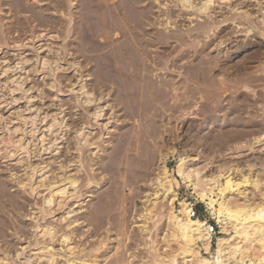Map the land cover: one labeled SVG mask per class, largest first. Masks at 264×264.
Here are the masks:
<instances>
[{
  "label": "rangeland",
  "instance_id": "1",
  "mask_svg": "<svg viewBox=\"0 0 264 264\" xmlns=\"http://www.w3.org/2000/svg\"><path fill=\"white\" fill-rule=\"evenodd\" d=\"M176 2L145 0V5L149 3L148 7L154 11V21L157 17L159 20L154 24L156 27L153 25L150 28L154 33L168 31L167 34L175 35L176 32L185 33L200 25L203 26L202 29L207 30L205 26L209 25L210 31L199 33L197 40L189 37V40L195 39V46L190 44L182 49H199L206 41H211V45H208L205 51L199 52L198 58L191 53L181 61L182 66L188 67L201 59L207 60L208 66L211 65L210 76L207 78H184V68H175V71L159 70L162 75L140 78L141 81L137 78H99L95 72L94 61L90 62L91 57L112 50L116 43L124 41L127 36H124L126 31L123 26L94 33L91 36L93 43L104 45L101 46L102 51L87 52L82 56L75 49L77 45L71 17L64 19L60 5H56L61 3L60 0H0V184L3 189L0 208L3 207L1 209L4 215V219L0 220V257H8L10 264H15L17 252L22 254V260L32 256L31 258H37L36 262L39 263L40 258L45 259L41 251H37L36 255V249H33L38 243L49 242L48 237L38 235L37 226L53 224L58 230L66 229L68 222L75 217L79 223L72 225L77 235L73 237V244L84 246L88 251L92 249L90 253L97 254L101 259L104 257L103 260L107 264H126L128 259L131 261L129 264H139L144 259H150L151 249L142 245L144 240L138 224L145 222L146 213L151 207L150 199L155 197L154 192H161L155 189V182L162 177L163 165L180 180V185L176 188L179 198L190 202L195 215L207 219L214 227L213 232L217 234L219 228L216 219L206 203L193 192L192 186H188V183L178 176V156L182 151H186L191 158L195 157V162L191 161L190 166L199 165L203 168V176H209L223 166L243 167L248 162L260 164V160L264 158V145L256 146L254 151L247 147L235 149L238 148L237 144H234L235 147L223 146L211 137L220 132V126H217L220 122H212V119L210 121L206 117L208 112L201 108L203 106L200 105L201 109L198 111L194 109L198 113L193 110L192 114L190 111L182 114L178 105L181 101H186L181 97V94L186 93L185 96L188 95L189 98L186 97L189 100L195 99L194 101L203 103L212 96V105L216 107V99H221L219 93L222 91L223 79L233 86L231 91L236 93V97L232 92L229 93L238 104H244L242 92L260 100L255 103V116L264 123V52L262 56H258L259 60H256L254 65L252 62L250 66L251 63L246 64L243 56L245 48L237 49L252 38L261 42L258 48L263 46L264 50V0H213L208 11L199 8L200 0H192L191 6L186 9L176 6ZM73 7L70 8L73 10ZM169 10L172 11L173 18L167 21L169 23L171 19L172 23L165 29L164 23ZM40 12H43L46 18L39 16ZM220 19L224 21H219ZM248 20H252L253 24ZM247 26H253L248 35L244 31ZM189 40L188 42H192ZM220 40L225 42L220 44ZM173 41L174 39H171V42ZM196 42L200 44L197 47ZM168 44L165 46L170 45ZM235 49L238 51L230 55ZM179 52L174 53V56L182 53ZM44 60L49 63L43 64ZM161 65L158 67H162ZM183 80L192 87L188 85L185 88ZM124 82L126 85L122 84ZM148 84L153 85L148 87ZM84 86L86 93L82 89ZM158 88L161 91H158ZM116 89L124 91L118 93ZM165 90L168 94L166 92L163 95ZM87 91L93 93L90 95L93 101L86 100ZM140 92L143 96H139ZM155 92L160 93L157 95ZM146 95L147 97H144ZM222 102L227 103L226 106L229 107V101ZM172 106H175L174 109ZM99 107L102 110L101 116L95 118L94 113ZM216 110L218 111V108ZM217 114L223 117L222 113ZM208 122L212 123L209 125ZM82 129L86 131L88 141L82 140L83 150L79 152L76 142L78 137L82 138ZM208 133H211L210 136ZM115 146H119V153L116 150L118 147ZM112 149L115 153L106 156ZM79 156L83 161L77 163ZM72 159L75 161L70 162ZM107 160H110L114 167L112 173L103 171L105 164H109ZM81 163L85 164V173L83 170L78 173L76 171L77 168L80 169L78 164ZM43 166L45 168L36 171L33 177V188H37V191L33 192L31 183L29 184L30 174L33 169L38 170ZM75 173L80 176L76 184V190L79 191L74 193L73 186H68L70 196L62 207L55 206L53 215H48L45 210L41 213V208H48L45 201L51 192L48 184ZM94 173H97L96 179L103 178L107 181L90 185L91 181L87 178ZM110 182L115 185L112 187L114 196L109 198L114 204V217L111 216L114 222L107 221L110 219L108 217H101L91 224L87 220L89 211L92 212L93 209L89 203L93 202L92 199L101 190L110 189ZM161 201L157 204L158 215L154 216L157 221L156 228L159 229L156 233H162L166 223V218L159 212L160 206H166L168 203ZM174 205L177 210L181 208L179 200L175 201ZM71 208L74 211L66 213ZM61 247H64V243L59 242L57 238L52 249L57 261L59 258L64 260V257L61 258L63 254L58 256ZM130 251L133 254H130Z\"/></svg>",
  "mask_w": 264,
  "mask_h": 264
},
{
  "label": "bare ground",
  "instance_id": "2",
  "mask_svg": "<svg viewBox=\"0 0 264 264\" xmlns=\"http://www.w3.org/2000/svg\"><path fill=\"white\" fill-rule=\"evenodd\" d=\"M58 1L59 0H56V2ZM144 1L145 0H116V2L111 3L108 0H68L67 3V0H60L61 3L59 4L56 3V5L57 6L60 5L59 6L60 11L64 15V16L62 15V17H65L64 19H68V17H71L72 19L71 23L73 22L72 24L73 34H75L74 40L77 45L75 49L82 56L83 55L85 56L87 52H94V51L97 52L103 49L101 48V46H104L102 44H100L99 46L94 45L95 43H93L91 37L94 33L98 31H107L109 29L111 30L118 27L119 25H121V27L123 26V29L127 32V33L124 32L125 33L124 36H127V38L124 41L116 43L112 50H109L105 53L102 52L96 57L94 56L91 57L90 62L94 61L93 65L96 69L95 72H97L99 78H106V79L111 78L112 80H114L115 78H122V79L129 78V80H131V78L134 79L155 78V76L161 73L159 72V70L175 71V68L185 69L184 78L209 77L210 76L209 74L211 72L210 69L211 65L208 66L207 60L201 59L199 62L190 65L188 67L182 66L181 63V61H183V59L189 56L191 53L193 54V56H196L198 58L200 56V54L198 53L205 51L206 48H208V45H211L209 44L211 41L210 42L206 41L199 47V49L198 48H196L195 50H190L186 48L182 49L190 44L191 45L194 44L195 46V39L198 36H200L199 33H203L202 31L206 33L210 31L208 30L209 25L208 27H206L207 25L205 26V28H208L207 29L208 31L202 29L203 26L201 27L200 25V27L197 28L195 27V29L194 28L189 29L185 33H183L184 31L179 33L176 32L177 34L175 35H173V33L172 35L167 34L168 31L166 32L158 31L157 33H154L153 29L150 28V26L152 27L156 23L158 17L156 18V21H154L155 16L154 17L152 16L154 11H152L151 7H148V5L150 6V4L148 3V5H145L146 2L144 3ZM176 1H177L176 2L177 5L176 4L175 5L176 6L179 5L182 9H186L190 7L192 3V0H176ZM69 2H72V4L70 5ZM212 3L213 0H200L199 8L203 9V11H208ZM71 6L72 7L74 6L73 10L72 8H70ZM40 13L39 16L40 15L44 16L42 14L43 12L41 14ZM167 13L168 16L167 18L165 17L166 20L164 23L165 29H168V24L172 23L171 19L169 23L167 20L173 16L172 11H170L171 14L169 12ZM246 13L248 14V12ZM219 21H224V20L220 19ZM250 22H252V20ZM211 28L212 26L210 27V29ZM252 30H253V26L251 27L247 26V28L244 31L248 35ZM254 36L256 37L255 33ZM189 37L190 38L194 37L195 39L189 40ZM171 39H174V41L171 42ZM188 40L192 42H188ZM223 42H225V40H220L219 43L222 44ZM167 43H169L170 45L168 44L169 46H165L167 45ZM260 43L261 42H257L252 38H250L244 45H241L237 48L238 50L245 48L244 50L246 52L243 56L245 57L246 64L251 63L249 64L251 66L253 62L254 65V62L256 60L258 61L260 58V57L258 58V56L260 54H261L260 56H262L264 50H262L263 46L260 49L258 48L260 47L259 46ZM197 45L199 46L200 44L196 42V47ZM179 50L182 53L179 52ZM238 50L236 49L233 50L230 55L235 54L236 51ZM260 50H262V52ZM177 52L181 54L174 56V53ZM171 56L173 58H171ZM46 63H49V61L44 60L43 64ZM159 65H161L162 67H158ZM166 73L167 75H169L168 72ZM118 80L119 79H117V81ZM222 81H223V83H221L222 91L221 93H219V97H221L222 100L216 99L218 101V105L216 103V107L215 105H212L213 103L211 98L212 96L208 97L207 101L203 103V101H199L197 99H196L197 101H194L195 100L194 97H193L194 100L191 99L189 100L188 95H186L188 97L187 98L185 96L186 93H184V95L181 94V97L184 98V100L186 101L184 102L181 101L182 103L179 101L180 105H178V109L182 111V114H186L188 113V111H190L192 114L195 112V110L198 111L201 108L205 109L206 113L208 112L206 117H208L210 121L212 119V122H220L217 125L220 126L221 128L220 132L216 136H211L214 137L212 138L214 141L215 140L218 141L223 146L233 145L232 147H235L234 144H237L238 148L235 147V149H242V148L244 149L245 147H247L250 151H254L256 146L264 145V123H262L260 120L257 119L254 110L257 108V105L255 103L260 100L254 99V97L250 96V94L247 92L245 93L242 92L241 94L244 95V97L242 98V102H244V104L240 105L237 103V101L233 100L234 99L233 95H235L236 97V93L234 94L233 93L234 91L233 92L231 91V88L233 86L228 85L226 80L222 79ZM169 83L170 82L168 81V85ZM122 84L126 85L125 82ZM184 84H185L184 85L185 88L188 87L189 85L187 81H184ZM142 85L143 84H141V86ZM152 85H149L148 87ZM84 88L85 86L82 87V89L85 91L84 93H86V90ZM131 89H129V91ZM119 90L116 89V91ZM157 90L159 91L160 89L158 88ZM121 91H119L118 93H120ZM229 91L232 92L233 95H231ZM166 92L167 91L165 90V93H163V95L166 94ZM141 93L142 92H140L139 96H143L141 95ZM159 93H157V95H159ZM87 94L88 96L86 97V100L91 101L92 98L90 97V95L93 93L87 91ZM148 94L149 93H147V95ZM147 95L144 97H147ZM181 97L179 99H181ZM140 99L142 101V98ZM225 100L229 101L228 103L229 107H227L228 105L226 106L227 103L222 102ZM174 102L176 106V101ZM139 103L141 102L139 101ZM200 105L203 107H201ZM175 106H172V109H174L173 107ZM216 108H218V111L216 110ZM101 111L102 110L100 107L96 109L94 113V117L96 118L98 116H101ZM217 112L222 113L223 117H220L217 114ZM80 136H82V138L78 137L76 142L77 150L79 152L83 150L81 149V146L83 144L82 140H84V142L88 141L87 133L83 129L80 130ZM209 136L207 137L209 138ZM211 137L209 139H211ZM115 147H118V149L115 148L118 151L119 146H115ZM113 152L115 153V151L113 150L111 153L109 152V154H106V156L107 155L109 156L110 154L112 155ZM119 152L120 151H118L117 153ZM117 155L118 154H116V157ZM191 157L188 153H186V151H182L178 156L179 159L177 160V164H176V172L178 176L181 177V179L186 184L188 183V186H192V188L194 189L193 192L198 195L201 201L206 203L208 209H210L211 213L214 215V218L216 219V223L218 225L219 230L215 235V233L213 232L214 227L208 223V220L202 219L201 217L195 215L191 207V203L187 202L184 199L181 200L179 198L176 188L179 187L180 180L179 178L173 176L172 173H170L166 165H163L162 177L161 179L158 178L155 182L157 184L155 186V189L161 190V192L160 193L154 192L155 197L153 199H150L151 207L150 209H148L146 213L147 216L145 222L143 224L141 223L138 224L140 225L139 227L140 235L144 240V244L142 245H144V247L147 249L148 248L151 249L150 253L152 257H150V259L143 258L144 260H142L141 263L139 264H263L264 263V158L263 160L262 159L260 160V164H257L258 162L256 161L257 162L256 164L248 162L247 164H245L246 166L244 165L243 167H239L237 165H232V166L229 165L228 167L223 166L218 168L217 172L214 173L213 175L203 176L202 174L203 168L199 167V165L193 167L192 165L190 166V163H192L191 161L195 162V157H193L194 160ZM77 158L79 160V162L77 163L83 161L82 159H80V156ZM74 161L75 159H72L70 162H74ZM107 161H108L107 164L108 163L109 164L108 165L105 164L103 171L112 173L114 167L111 164V162H109L110 160ZM83 163L78 164V167H80V169L79 170L78 168L76 169L77 173L78 171L80 170L82 171L85 168L83 166L85 164ZM44 168L45 166L41 167L38 170L33 169V171L30 174L29 184L31 183L30 188L33 189V190L31 189L33 192L37 191L36 187L33 188V184H34L33 177L35 175V172L39 170L41 171ZM77 173L72 175H66V177H63L60 181L50 182L48 184L51 190L49 197L45 200L48 203V208L46 207L47 209L46 208H41V210L39 209L41 213L42 210L43 211L45 210L46 213H48L49 215L54 212L53 210L55 209L54 208L55 206L62 207V205L65 203L66 198L70 196L69 194L70 190L69 191L67 190L68 186H73L72 188L73 192L79 191L76 190L77 189L76 184L79 182V178H80V176ZM95 174L97 173H94L91 177L89 176L90 177L89 179L86 177L87 180L91 181V183L88 181L90 185L93 183L101 184L102 182L107 181V179H103V178L101 180L96 179ZM45 177H47V175H45ZM58 182H60V184H58ZM41 185H43V183ZM113 186H115L114 183L110 182L108 187L110 189L101 190L98 193V195L95 198H93L95 200L92 199L93 201L91 202L92 204L89 203V205L90 206L92 205L93 207V209L92 207L90 208V210L92 209L93 213L89 211V215L87 216V220L91 224L94 223V221L99 220L101 217L110 218L107 221L111 220V216H113L114 214L112 213L114 211V204H112V202L109 201V198H112L114 196L112 192ZM116 190L117 189H115V192ZM1 196H3V189L1 188V184H0V197ZM161 200L164 202L166 201L168 203V205L166 204L168 208H166L165 204L162 203L164 205L160 206V212H159L162 215V217L166 218L165 219L166 221H164L166 222L164 224L165 227L163 226L165 228L164 229L165 232H163L164 230L162 228L161 229L163 230L162 233H160V231L159 233L158 232L156 233V231H158L159 229L156 228L157 221L154 218V216L156 214L158 215L159 207L157 206V204H159ZM177 200H179V204L181 206L179 210H177L174 205L175 201ZM1 208L3 209V207ZM1 208H0V220L4 219L2 218L4 215L2 214ZM72 211H74V209L72 210L71 208V210H69L66 213L70 214ZM64 216L66 217V214ZM75 218L74 220L71 219L70 222H68L66 229L58 230L57 226L53 224H49L45 226H41V225L37 226L38 235L40 237H48L49 242H45L42 244L38 243V246L36 248L33 247V249H36L35 250L36 255L38 254L37 251H41V253L45 255L44 256L45 259L40 258L39 263L36 262L37 258H31L32 256L31 257L29 256L27 260H22L23 259L22 254L20 252H17L14 260L15 264H107V262L103 260L104 257H102L105 256V254L104 255L102 254V256L100 255L103 258L101 259L97 254L92 255L90 253L92 252V249L91 251L90 250L88 251L84 246L81 247L73 244L72 241L73 237H76L77 235L74 233V229H72L73 228L72 225H74V223L76 222L79 223L78 219ZM113 219L114 218H112V220ZM62 220L63 219L61 218V222ZM112 220L111 222H114ZM135 225L138 226L137 224ZM108 232H110V230ZM57 238L59 242L64 243V247L59 248L60 251L57 250L60 252V254L58 253L59 254L58 256L60 257L63 254L61 258L64 257V260L63 259L60 260V258L59 259L57 258L58 259L57 261L55 257V253L52 252L53 243L57 241ZM130 254H133V252L130 251ZM129 262L131 261H129L128 259V263L126 264H129ZM121 263L123 264L124 262ZM133 263L134 262H132L131 264ZM0 264H10L9 258L6 256L0 257Z\"/></svg>",
  "mask_w": 264,
  "mask_h": 264
},
{
  "label": "built area",
  "instance_id": "3",
  "mask_svg": "<svg viewBox=\"0 0 264 264\" xmlns=\"http://www.w3.org/2000/svg\"><path fill=\"white\" fill-rule=\"evenodd\" d=\"M264 264V263H263Z\"/></svg>",
  "mask_w": 264,
  "mask_h": 264
}]
</instances>
